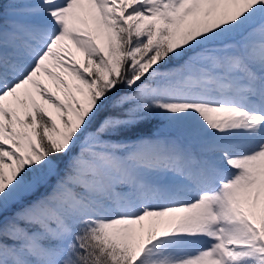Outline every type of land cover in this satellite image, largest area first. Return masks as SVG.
Returning a JSON list of instances; mask_svg holds the SVG:
<instances>
[{"label":"snow or ice","instance_id":"6c2138e0","mask_svg":"<svg viewBox=\"0 0 264 264\" xmlns=\"http://www.w3.org/2000/svg\"><path fill=\"white\" fill-rule=\"evenodd\" d=\"M0 264H264V0H0Z\"/></svg>","mask_w":264,"mask_h":264}]
</instances>
